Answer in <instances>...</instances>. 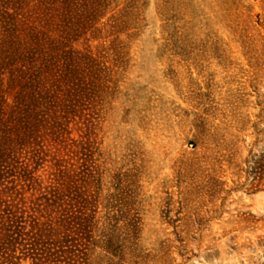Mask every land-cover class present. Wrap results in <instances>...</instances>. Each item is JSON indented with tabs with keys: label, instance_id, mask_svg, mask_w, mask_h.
<instances>
[{
	"label": "rangeland",
	"instance_id": "374dc122",
	"mask_svg": "<svg viewBox=\"0 0 264 264\" xmlns=\"http://www.w3.org/2000/svg\"><path fill=\"white\" fill-rule=\"evenodd\" d=\"M94 264H264V0H107Z\"/></svg>",
	"mask_w": 264,
	"mask_h": 264
},
{
	"label": "trees",
	"instance_id": "16d2710c",
	"mask_svg": "<svg viewBox=\"0 0 264 264\" xmlns=\"http://www.w3.org/2000/svg\"><path fill=\"white\" fill-rule=\"evenodd\" d=\"M107 0H0V264H94L96 99L113 91ZM264 180V152L254 159Z\"/></svg>",
	"mask_w": 264,
	"mask_h": 264
}]
</instances>
